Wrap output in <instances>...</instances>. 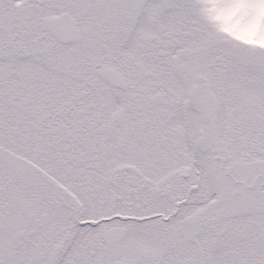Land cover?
<instances>
[{
    "label": "snow or ice",
    "instance_id": "1",
    "mask_svg": "<svg viewBox=\"0 0 264 264\" xmlns=\"http://www.w3.org/2000/svg\"><path fill=\"white\" fill-rule=\"evenodd\" d=\"M0 264H264V0H0Z\"/></svg>",
    "mask_w": 264,
    "mask_h": 264
}]
</instances>
